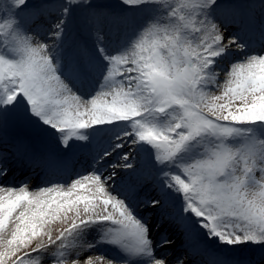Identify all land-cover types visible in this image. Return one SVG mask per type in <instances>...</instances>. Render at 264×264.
<instances>
[{"label": "snow or ice", "instance_id": "snow-or-ice-1", "mask_svg": "<svg viewBox=\"0 0 264 264\" xmlns=\"http://www.w3.org/2000/svg\"><path fill=\"white\" fill-rule=\"evenodd\" d=\"M238 245L264 251V0H0V264Z\"/></svg>", "mask_w": 264, "mask_h": 264}, {"label": "rangeland", "instance_id": "rangeland-1", "mask_svg": "<svg viewBox=\"0 0 264 264\" xmlns=\"http://www.w3.org/2000/svg\"><path fill=\"white\" fill-rule=\"evenodd\" d=\"M244 1H247V0H240V3L244 2ZM31 191L32 190H30V192ZM88 194L90 195V193H88ZM19 212H20V210L16 209V212L13 214L14 217H15V215H18ZM48 220H49V223L46 225V231L51 232V234L53 236H55L61 230V228L64 226V224L66 223V221L63 219L62 216L59 218H56V219H52L51 217H49ZM96 238H98V237H96ZM45 239H46V237H45ZM241 246H243V249L245 251H248V252H253V251L256 252L257 251V250H253V249H256V246H251V245H241ZM228 247L229 246H227V248ZM113 252L116 254H119L115 249L113 250Z\"/></svg>", "mask_w": 264, "mask_h": 264}, {"label": "bare ground", "instance_id": "bare-ground-1", "mask_svg": "<svg viewBox=\"0 0 264 264\" xmlns=\"http://www.w3.org/2000/svg\"><path fill=\"white\" fill-rule=\"evenodd\" d=\"M237 2L242 6V7H246L247 4H248V0L247 1H244L242 3H240V0H237ZM81 194H84V195H89L87 191L81 193ZM26 206V203L25 204H22L20 207H18L17 209L18 210H23V208ZM89 239H93L92 236L89 237ZM251 246H256L257 248H259L260 252H264V251H261V246H258V245H251ZM223 248H225V246H221ZM239 250H241V248L243 246L241 245H238L236 246ZM114 249L112 248H108L107 246H101L99 248L96 249V251L98 252H102L103 254H105L106 256H108L110 259H115V260H123L124 257H122L120 254H114L113 252Z\"/></svg>", "mask_w": 264, "mask_h": 264}]
</instances>
